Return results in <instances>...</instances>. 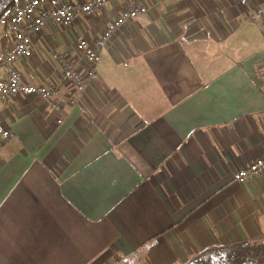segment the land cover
Here are the masks:
<instances>
[{
	"label": "crops",
	"instance_id": "obj_1",
	"mask_svg": "<svg viewBox=\"0 0 264 264\" xmlns=\"http://www.w3.org/2000/svg\"><path fill=\"white\" fill-rule=\"evenodd\" d=\"M142 3L83 94L58 58L87 72L78 44L95 45L121 1L46 24L16 62L24 83L63 95L0 98L16 136L0 143V264H186L264 236V176L234 180L264 155V0Z\"/></svg>",
	"mask_w": 264,
	"mask_h": 264
},
{
	"label": "built area",
	"instance_id": "obj_2",
	"mask_svg": "<svg viewBox=\"0 0 264 264\" xmlns=\"http://www.w3.org/2000/svg\"><path fill=\"white\" fill-rule=\"evenodd\" d=\"M117 1H121L125 8L106 27L96 44L92 45L86 39H82L78 44L79 52L88 63L87 72L82 73L63 57L58 58L64 67V78L75 86L77 92L83 94L89 85L98 79L97 68L108 41L129 20L147 14L149 8L142 3V0H90L80 5L69 0H26L18 6L3 24L11 35V41L7 46H3L0 42V62L4 65L6 71L5 77L0 79V98L10 101L18 95H25L35 96L41 100H51L62 96L63 90L61 88L24 83L16 68V62L33 57V37L46 24L51 22L59 26L69 27L79 14L87 17L94 16L104 9L108 3ZM238 1L245 6L251 2V0ZM252 19L260 22L261 14L252 12ZM70 103L74 105L76 102L70 100ZM54 107L58 111L63 108L59 103H56ZM59 123H62V121L59 120ZM15 137V133L0 122V143H7ZM262 176H264V155L248 166L237 170L234 173V180L244 184Z\"/></svg>",
	"mask_w": 264,
	"mask_h": 264
},
{
	"label": "trees",
	"instance_id": "obj_3",
	"mask_svg": "<svg viewBox=\"0 0 264 264\" xmlns=\"http://www.w3.org/2000/svg\"><path fill=\"white\" fill-rule=\"evenodd\" d=\"M17 4L18 0H0V32ZM186 264H264V236L214 246L197 254Z\"/></svg>",
	"mask_w": 264,
	"mask_h": 264
},
{
	"label": "rangeland",
	"instance_id": "obj_4",
	"mask_svg": "<svg viewBox=\"0 0 264 264\" xmlns=\"http://www.w3.org/2000/svg\"><path fill=\"white\" fill-rule=\"evenodd\" d=\"M89 2V1H88ZM84 4V3H83Z\"/></svg>",
	"mask_w": 264,
	"mask_h": 264
}]
</instances>
